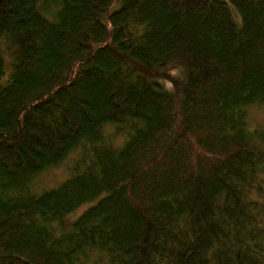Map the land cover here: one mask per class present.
<instances>
[{"label": "trees", "instance_id": "16d2710c", "mask_svg": "<svg viewBox=\"0 0 264 264\" xmlns=\"http://www.w3.org/2000/svg\"><path fill=\"white\" fill-rule=\"evenodd\" d=\"M0 264H264V0H0Z\"/></svg>", "mask_w": 264, "mask_h": 264}, {"label": "rangeland", "instance_id": "374dc122", "mask_svg": "<svg viewBox=\"0 0 264 264\" xmlns=\"http://www.w3.org/2000/svg\"><path fill=\"white\" fill-rule=\"evenodd\" d=\"M9 62L7 64V70H9ZM261 111V112H260ZM263 120V108H261L259 111H255L252 113L253 118H257ZM70 159H67L65 164L69 162ZM66 170L65 165L63 163L59 165L58 167L49 168L48 170L42 172L35 180H34V188L38 191L44 189V188H52L58 185L60 181H62L64 178H66Z\"/></svg>", "mask_w": 264, "mask_h": 264}]
</instances>
